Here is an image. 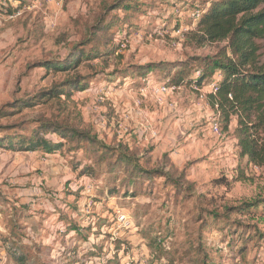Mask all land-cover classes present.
Here are the masks:
<instances>
[{
  "label": "rangeland",
  "instance_id": "obj_1",
  "mask_svg": "<svg viewBox=\"0 0 264 264\" xmlns=\"http://www.w3.org/2000/svg\"><path fill=\"white\" fill-rule=\"evenodd\" d=\"M129 1L0 0V112L13 113L0 115V139H27L44 124L94 139L78 146L54 127L61 149L49 156L0 148L5 201L35 209L17 229L22 247L46 264H264V212L240 209L264 200V166L239 156L236 120L225 130L208 104L210 79L193 87L197 76L188 74L225 47L194 42L192 15L213 0H131L124 12ZM259 45L264 59V41ZM81 54L74 71L44 67ZM151 64L145 78L141 69ZM57 86L66 94L46 102L42 95ZM160 86L168 93L158 103L153 89ZM26 103L36 106L21 111ZM107 149L172 179L129 181ZM61 185L70 193L59 194ZM43 199L54 201V213L67 208L64 200L86 199L84 213L81 202L65 212L78 229L57 226L63 222L48 216ZM8 234L4 221L0 254Z\"/></svg>",
  "mask_w": 264,
  "mask_h": 264
},
{
  "label": "trees",
  "instance_id": "obj_2",
  "mask_svg": "<svg viewBox=\"0 0 264 264\" xmlns=\"http://www.w3.org/2000/svg\"><path fill=\"white\" fill-rule=\"evenodd\" d=\"M130 1L123 5L124 12H128ZM193 36H195L194 42L198 46L225 43V47L219 49L215 55L199 60L203 65L202 68H195L192 72H188L191 75L199 74L195 79H190V77V83L193 87H200L202 82L210 79L216 72L222 74V79L217 85V92L214 95L208 94L206 96L208 104L219 116L225 130H227L232 119L236 120L239 156L245 158L248 165L263 167L264 59L260 54L259 42L264 41V0L210 1L197 21V31ZM93 42L100 43V40L93 39ZM93 48L96 50V47ZM88 57L87 54L86 58ZM82 58L83 54L71 59L66 65L47 64L44 67L52 68L57 72L74 71L80 66ZM155 66L157 65L151 64L146 67L147 69H141L145 78L148 77L149 72L154 70ZM181 81L182 78L176 79L177 84ZM77 85H72V87ZM60 88L61 86L54 87L44 93L42 98L48 102L60 95H65L66 93ZM34 106L36 103H26L21 111ZM12 114L0 112L2 117ZM54 127V125L44 124L27 139H11L10 141L8 137L1 138L0 148L12 153L41 151L42 154L51 155L61 149L59 145L61 143H57L55 140V131L59 132L62 140L69 136L71 137L70 142L79 143L78 146L83 142H94V139L87 133H80L75 129L64 127L69 134L66 136V134L61 133L64 129L60 125H56L55 131L50 132ZM107 150L113 155L110 157V161L114 158L112 167L122 164L129 181L134 182L139 178L138 176L142 178L159 177L166 181L172 179L167 173L144 169L143 165H139V159L131 154ZM173 183L178 185V183ZM0 200H3L1 193ZM199 202L201 205L205 204ZM260 207L264 212V200L243 205L240 209L243 210L242 212H248L252 208L258 210ZM22 245L20 237L15 234L11 242L6 244V250L16 264H42L36 255H30L29 247L26 249Z\"/></svg>",
  "mask_w": 264,
  "mask_h": 264
},
{
  "label": "crops",
  "instance_id": "obj_3",
  "mask_svg": "<svg viewBox=\"0 0 264 264\" xmlns=\"http://www.w3.org/2000/svg\"><path fill=\"white\" fill-rule=\"evenodd\" d=\"M133 109H132L131 106H129L127 110L129 112L133 113V115L135 116V118L137 116L141 115V113L140 114L139 113L137 114L135 111H133ZM141 120H142V117H141ZM141 125H142V123H141ZM29 155H31V154H29ZM43 155H45V154H43ZM45 156H49V155H45ZM67 187H69V186H66L65 187L64 185H61V186H59L57 188L56 191L60 194L61 191H65V190L67 191V189H66ZM67 192L70 193V191H67ZM0 193H1V196H2V199H3V200H0V224L3 225V223L5 221V224L8 226L9 234L7 235V237L3 238V240H5L6 241V244H7V243L11 242V240L14 237V234L15 235H18V230L17 229L20 228V226L22 224V221L25 218L31 216L30 214H33L32 216H35L34 215L35 213H32L35 209L31 205H26V204L25 205L18 204V205H11L10 206L5 201L6 198L3 196V193L1 191H0ZM71 196L75 198V197H77V194L76 193H71ZM60 197L62 198V195H60ZM43 200H44V203H43V206H42L43 210L45 211L46 209H48L47 212H49L51 214V215L48 214V216H50V218H51V217H53L54 214L57 213L55 216L58 217V222L59 223L63 222V224H58L57 226L63 228L64 225H65L64 223L66 222L67 223V226H69V228L78 229L76 227V222L75 221H71L70 218H72V217H70L69 214L66 215L65 212H67L66 209L68 210V208L74 210L75 209V204H79L81 202L80 209H79L80 212H78V213L79 214L82 213V212L84 213V211H85L84 208L86 207V203H87V200L86 199H83V201H79V202L76 200L73 204L72 203H69L68 201H65L64 200V202H62V203L67 208L64 209V210L63 209H57V211L55 210L56 213H54L53 211H49V209L54 208L53 205H52V203H54V201H52V200H46V199H43ZM56 201H58V200H56ZM3 202H5V203H3ZM22 204H24V203H22ZM35 212L38 213V214L41 213L39 211H35ZM81 215L84 217L83 214H81ZM80 220H83V219H80ZM69 228L67 229V227H65V229H66L67 232L68 231L70 232L71 229H69ZM65 229H61L60 231H64ZM61 233L62 232H59V234H61ZM63 234L64 233H62L61 235L63 236ZM20 240L22 241V244H23V238H20ZM6 244H5V247L4 246L1 247V248L4 249V251H3L4 253H1L0 254V264H5L7 261L9 262L8 264H16L12 260V258L9 256L8 251L6 250V247H7ZM38 248L39 247L37 246V249ZM41 249H42V247H41ZM6 257H7V259H6ZM1 262H5V263H1ZM39 262L42 263V264H46V263H43L41 261H39Z\"/></svg>",
  "mask_w": 264,
  "mask_h": 264
},
{
  "label": "built area",
  "instance_id": "obj_4",
  "mask_svg": "<svg viewBox=\"0 0 264 264\" xmlns=\"http://www.w3.org/2000/svg\"><path fill=\"white\" fill-rule=\"evenodd\" d=\"M209 3L207 4V7H208ZM203 11V10H202ZM202 13V12H201ZM201 13L197 10L195 13H193L192 15V19L193 21L197 22ZM196 76H198L199 74L196 73L195 74ZM222 79V74L219 73V72H216L211 78H210V81L208 83V88H209V92L208 94H215L217 92V85L219 83V81ZM198 92H200L199 89L195 88ZM153 92L154 94L156 95L157 97V102L160 103L162 98L164 97L165 94L168 93V88L166 86H160V87H156L153 89ZM209 129H210V132L216 136V137H221L222 136V132H221V129H220V125H219V122L217 119H212L210 122H209ZM118 221L119 222H122L126 225H129V222L127 221L126 217L123 216V215H120L118 217Z\"/></svg>",
  "mask_w": 264,
  "mask_h": 264
}]
</instances>
